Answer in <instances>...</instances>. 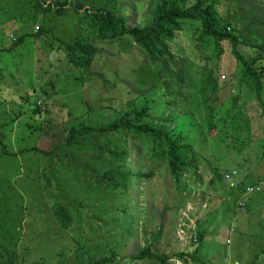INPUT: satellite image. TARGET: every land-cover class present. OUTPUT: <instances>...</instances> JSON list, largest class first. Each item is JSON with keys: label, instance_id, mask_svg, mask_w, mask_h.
I'll return each instance as SVG.
<instances>
[{"label": "rangeland", "instance_id": "rangeland-1", "mask_svg": "<svg viewBox=\"0 0 264 264\" xmlns=\"http://www.w3.org/2000/svg\"><path fill=\"white\" fill-rule=\"evenodd\" d=\"M149 1L127 2L123 14L130 25H143L151 19ZM261 7L264 9V5ZM187 30L176 34L171 42L172 50L187 57V61H194L197 64L192 66L194 70L212 68L219 90L211 98L208 96L205 104L202 103V90H199L202 83L193 94L186 95L188 104L196 103L195 112L188 109L184 116L196 118L194 147L199 156H195L194 164L182 176L185 187L175 183L166 165L149 161L147 172H153L151 178H143L140 184L128 189L135 222L131 224V235L121 246L122 264H126L138 248L151 242L153 236L158 238L157 249L172 257L166 264H186L172 253L192 250L198 229L206 235L203 251L198 256L203 261L201 264H250L254 260L264 264V89L257 95L255 76L248 82L240 80L236 74L240 69L229 41L221 42L224 51L217 58L211 46L197 49ZM12 42L7 35L4 40L0 37V118L16 117V112L21 115L12 125L2 128L8 135V144H12L6 147L8 155H0V177L11 180L9 186L0 181V199L6 196L8 201L0 206V219H7L4 226L10 233L18 231L19 236L6 240L0 228V264L10 255L15 257L12 264H56L55 251L62 248L66 252L73 251L77 240L87 237L85 241H88L99 235L125 236L122 231L114 230L113 223L108 229L103 227V219L94 215L98 204L107 205L105 192H99L96 185L91 192L78 182L82 170L75 169L72 163L79 164L78 155L85 151L76 144L65 145L68 138L65 127L73 120L80 123L86 117L87 111L79 110L87 104L104 106L109 100L113 103L108 108L112 113L116 109L112 107H123L145 91L158 93L168 87V82L174 87L178 78L163 77L167 82L160 80L158 83L155 77L144 75L145 84L140 89L135 79L144 54L136 45L127 47L119 42L99 41L102 48L95 55L90 70L102 73L104 78H101L96 74L90 77L81 74L68 60L64 48L48 35L36 38L34 43L27 38L24 44L4 48ZM239 48L248 57L255 54L250 46L240 45ZM258 65L264 66V62ZM189 66L183 65L182 59L175 70L183 71ZM257 71L261 74V88H264V70ZM196 80L203 79L196 76ZM190 82L188 80L186 86ZM156 83L163 89L155 90ZM43 89L52 95H45ZM27 96L30 101L41 100L42 108L48 107V111L41 114L27 111L30 102L21 98ZM28 121L43 127L29 137L28 130L22 128ZM30 146L54 150L67 164L66 168L56 161L54 171L46 169L48 159L36 150H24ZM137 149V145L131 146L132 163ZM13 152L17 155L16 166L20 171L14 174L10 169L12 164L8 162ZM82 157L90 162L87 156ZM214 170L221 173L218 179ZM45 175L51 177L52 193L59 194L56 185L63 180L74 190L70 199L76 220L69 230L60 227L53 213L55 199H48L45 204L36 202L38 189L35 184L41 188ZM255 183H259L258 188L254 186L253 192H245L247 197L242 199L241 186ZM254 187L249 186L247 190ZM23 200L28 201L27 209L20 205ZM243 203L244 206H240ZM11 208L10 217L14 218L9 221L5 211L9 212ZM131 264L151 263L131 261Z\"/></svg>", "mask_w": 264, "mask_h": 264}, {"label": "trees", "instance_id": "trees-1", "mask_svg": "<svg viewBox=\"0 0 264 264\" xmlns=\"http://www.w3.org/2000/svg\"><path fill=\"white\" fill-rule=\"evenodd\" d=\"M127 2L129 0H0V32H2L0 37L4 40V36L7 35L13 41L4 46L6 49L24 44L27 38H31L34 43L36 38L48 35L59 43L60 48H64L68 60L80 70L81 74H86L87 77L96 74L104 78L102 73L90 70L95 55L102 48L98 45L99 41L119 42L118 44L127 47L136 45L144 54L135 79L140 89L145 84L144 75L155 77L158 83L160 80H165L163 77L178 78V82H174V87L168 82V87L163 89L156 83L155 90L163 89L158 93L164 91L161 96H156L158 93L148 94L145 91V94L129 100L123 107H112L116 108L112 113L108 110L113 104L109 100L104 102V106L87 104L79 110V112L87 111L86 117L80 123L73 120L65 127L68 132L65 145L76 144L85 151L78 155L79 164L72 163L75 169L82 170L78 182L84 184L91 192L94 185L99 192L102 190L105 192L107 205L98 204L94 215L103 219V227L108 229L113 223L114 230L122 231L125 236L99 235L98 238L88 241H85L87 237L77 240L75 241L77 247L73 251L66 252L64 248L55 251L56 264L123 263L121 246L131 235L133 231L131 224L135 222L131 211L132 203L128 200L130 195L128 189L140 184L143 178H151L153 172H147L149 161L166 165L175 183L185 187L182 176L194 164L195 156H199L194 147L196 118L188 119L184 116L188 109L195 112L196 103L188 104L186 95L193 94L202 83V88L199 90H202V103L205 104L204 101L208 96L211 98L219 90V85L212 68L203 67L194 70L192 66L197 65L194 61H187V57L172 50L171 42L179 31L189 28L187 31L196 48L211 46L217 58L224 51L221 42L229 41L237 68L240 69L239 72L236 71L240 80L248 82L251 76H255L256 78H253L256 79L257 95H261L264 89L261 88V74L257 71V69L264 70L263 65H258L264 62V9L261 7L264 5V0H150L148 12L151 19L143 25L134 26L130 25L126 15L123 14ZM219 6L224 8L219 10ZM7 29L10 31L8 32ZM240 45L250 46L255 50V54L246 56L248 54L240 50ZM182 59L183 65H190V68H185L183 71L175 70ZM180 76L191 82L186 86L188 80L184 81ZM196 76L204 81H197ZM76 78L83 79V77ZM43 93L52 95L46 89H43ZM166 95L169 98H164ZM21 98L30 102L27 111L33 114L48 111V107L42 108L41 100L30 101L28 96ZM20 115L21 113L16 112V117L0 118L1 156L8 155L9 151L6 147L12 144H8L10 142L8 135L2 128L12 125ZM41 127L43 125H34L30 121L22 125L23 129L28 130L29 137L34 132L40 131ZM28 142H31V139H28ZM132 145L138 146L133 163L131 162ZM24 150H36L43 154L48 159L46 169L51 171H54L56 161L63 168L67 166L54 150L48 151L35 146ZM16 156L13 152V157L8 161L12 164L10 169L13 174L19 171L16 166ZM82 156H87L91 163ZM1 162H3L2 157ZM214 172L218 179L221 173L218 170ZM5 177H0V181L9 186L11 180ZM44 179L41 188L37 183L35 184L38 189L36 202L45 204L48 199H55L53 213L60 227L69 230L76 220L71 212V206L74 204L70 199L74 190L69 184H64L63 180L56 185L59 194L52 193L51 177L45 175ZM244 187L246 186H241L243 193ZM246 197L243 195L242 199ZM7 203L6 196L0 199V206ZM20 205L27 209L28 201L23 200ZM76 205L80 206V203ZM136 206L139 208V204L136 203ZM11 211L12 208L9 212L5 211L9 221L14 218L10 217ZM6 221L7 219H0L3 237L6 240L18 239L19 232L10 233L9 228L3 224ZM198 232L193 240L195 247L192 250L176 251L172 255L186 264L203 263L198 256L203 251L206 235L201 229H198ZM156 237L153 236L151 242L148 241L143 247L138 248L135 255L129 256L126 264H131V261L166 264L172 257L157 249ZM14 259L15 257L10 255L7 261L1 263L12 264ZM250 264L261 263L254 260Z\"/></svg>", "mask_w": 264, "mask_h": 264}, {"label": "clouds", "instance_id": "clouds-1", "mask_svg": "<svg viewBox=\"0 0 264 264\" xmlns=\"http://www.w3.org/2000/svg\"><path fill=\"white\" fill-rule=\"evenodd\" d=\"M197 166H198V165H197ZM227 176H228V175H227ZM259 183H260V182H259ZM259 183H256V184H254V185H248V186H246V187H245V192H247V188H248L249 186H253V187L255 186L256 188H258V184H259ZM255 187H254V190H255ZM254 190H253V191H254ZM253 191H251V192H253ZM245 192L243 193V195L245 194ZM251 192H248V193H251ZM248 193H246V194H248ZM244 196H247V195H244ZM240 205H244V203H243V204H240Z\"/></svg>", "mask_w": 264, "mask_h": 264}, {"label": "built area", "instance_id": "built-area-1", "mask_svg": "<svg viewBox=\"0 0 264 264\" xmlns=\"http://www.w3.org/2000/svg\"><path fill=\"white\" fill-rule=\"evenodd\" d=\"M254 190V189H253ZM253 190H251L250 188L247 190V192L246 193H248V192H251V191H253Z\"/></svg>", "mask_w": 264, "mask_h": 264}, {"label": "crops", "instance_id": "crops-1", "mask_svg": "<svg viewBox=\"0 0 264 264\" xmlns=\"http://www.w3.org/2000/svg\"><path fill=\"white\" fill-rule=\"evenodd\" d=\"M256 184V183H255ZM251 185H254V184H251ZM248 186V185H247Z\"/></svg>", "mask_w": 264, "mask_h": 264}]
</instances>
